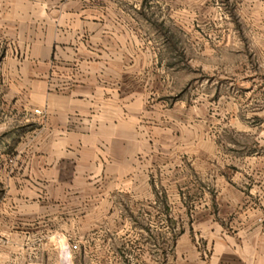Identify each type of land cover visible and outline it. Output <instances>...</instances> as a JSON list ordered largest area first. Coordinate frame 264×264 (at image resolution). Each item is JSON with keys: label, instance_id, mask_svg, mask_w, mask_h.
<instances>
[{"label": "crops", "instance_id": "1", "mask_svg": "<svg viewBox=\"0 0 264 264\" xmlns=\"http://www.w3.org/2000/svg\"><path fill=\"white\" fill-rule=\"evenodd\" d=\"M124 3L0 0V264H78L72 245L90 237L102 245L86 251L139 239L149 264L158 251L165 264H264V160L231 167L213 198L197 201L192 227L205 249L191 228L175 246L166 226L158 243L157 152L140 100L103 80L141 59ZM141 218L148 233L130 227Z\"/></svg>", "mask_w": 264, "mask_h": 264}, {"label": "rangeland", "instance_id": "2", "mask_svg": "<svg viewBox=\"0 0 264 264\" xmlns=\"http://www.w3.org/2000/svg\"><path fill=\"white\" fill-rule=\"evenodd\" d=\"M124 6L141 59L126 61L123 76L103 80L117 81L140 100L143 134L157 152L152 225L158 243L166 226L175 246L191 228L192 240L205 249L192 227L197 201L212 199L215 182L228 179L231 167L264 160V0H125ZM0 48L1 57L5 45ZM130 227L148 233L149 221ZM91 239H78V264H149L139 239L114 238V252L86 251L90 243L102 245V237Z\"/></svg>", "mask_w": 264, "mask_h": 264}, {"label": "built area", "instance_id": "3", "mask_svg": "<svg viewBox=\"0 0 264 264\" xmlns=\"http://www.w3.org/2000/svg\"><path fill=\"white\" fill-rule=\"evenodd\" d=\"M37 112H39V110H37ZM77 248H78V244L74 243V244L72 245V249H77Z\"/></svg>", "mask_w": 264, "mask_h": 264}]
</instances>
